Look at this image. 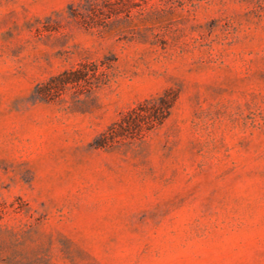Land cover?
Returning a JSON list of instances; mask_svg holds the SVG:
<instances>
[{
  "label": "rangeland",
  "instance_id": "374dc122",
  "mask_svg": "<svg viewBox=\"0 0 264 264\" xmlns=\"http://www.w3.org/2000/svg\"><path fill=\"white\" fill-rule=\"evenodd\" d=\"M0 264H264V0H0Z\"/></svg>",
  "mask_w": 264,
  "mask_h": 264
},
{
  "label": "trees",
  "instance_id": "16d2710c",
  "mask_svg": "<svg viewBox=\"0 0 264 264\" xmlns=\"http://www.w3.org/2000/svg\"><path fill=\"white\" fill-rule=\"evenodd\" d=\"M93 69L97 71L98 81L106 79L104 68H99L98 64H93ZM85 66L73 69H65L62 72L50 77L46 85L54 88H62L67 84L90 82ZM92 83H89L91 86ZM45 92V91H44ZM177 98V91L167 88L156 97L145 98L135 106L129 108L110 126L103 131L96 139V146H104L108 142L119 137H134L142 134L160 124L169 115L170 110Z\"/></svg>",
  "mask_w": 264,
  "mask_h": 264
}]
</instances>
